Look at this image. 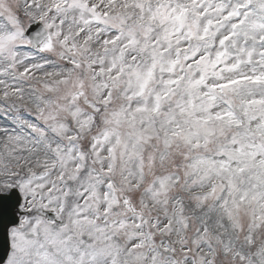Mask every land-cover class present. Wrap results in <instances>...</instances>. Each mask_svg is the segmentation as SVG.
<instances>
[{
  "label": "snow or ice",
  "instance_id": "1",
  "mask_svg": "<svg viewBox=\"0 0 264 264\" xmlns=\"http://www.w3.org/2000/svg\"><path fill=\"white\" fill-rule=\"evenodd\" d=\"M2 264H264V0H0Z\"/></svg>",
  "mask_w": 264,
  "mask_h": 264
},
{
  "label": "water",
  "instance_id": "2",
  "mask_svg": "<svg viewBox=\"0 0 264 264\" xmlns=\"http://www.w3.org/2000/svg\"><path fill=\"white\" fill-rule=\"evenodd\" d=\"M0 264H2V260H0Z\"/></svg>",
  "mask_w": 264,
  "mask_h": 264
}]
</instances>
